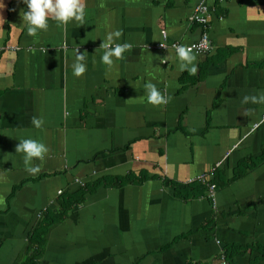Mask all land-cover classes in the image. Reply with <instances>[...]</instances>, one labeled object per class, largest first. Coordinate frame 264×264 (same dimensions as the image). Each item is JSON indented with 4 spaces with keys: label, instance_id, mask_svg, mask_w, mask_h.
Returning <instances> with one entry per match:
<instances>
[{
    "label": "crops",
    "instance_id": "1",
    "mask_svg": "<svg viewBox=\"0 0 264 264\" xmlns=\"http://www.w3.org/2000/svg\"><path fill=\"white\" fill-rule=\"evenodd\" d=\"M202 1L213 50L194 54L193 74L170 46L199 39L188 19ZM82 2V22L50 19L35 34L22 25V0L0 5V264L23 263L63 194L130 173L146 179L100 187L52 226L39 264H212L231 245L248 249L229 264H264V162L236 177L264 150V103H242L264 93V0ZM117 29L131 47L109 68L99 47ZM149 80L168 103L147 101ZM27 137L48 148L31 162L36 174L16 152ZM204 173L214 198H181L174 184Z\"/></svg>",
    "mask_w": 264,
    "mask_h": 264
},
{
    "label": "clouds",
    "instance_id": "2",
    "mask_svg": "<svg viewBox=\"0 0 264 264\" xmlns=\"http://www.w3.org/2000/svg\"><path fill=\"white\" fill-rule=\"evenodd\" d=\"M22 2L27 6L25 10H22V25L27 27L29 34H35L40 30L46 29L50 19L60 24H67L71 20L82 22L85 15V5L82 0H22ZM0 5H3L2 0H0ZM256 8L259 7L257 6ZM121 35L122 30L120 29L107 33L99 47L104 49L100 61L109 68H112L115 64L114 58H121L125 51L131 47L128 42H118V38ZM174 47L175 57L179 60V69L188 70L193 74L196 73L198 69L197 65L193 63L196 57L192 47L183 44L175 45ZM85 53H79L78 49L76 50L75 60L71 65L72 72L76 76H80L86 71ZM172 55L169 53L163 57L162 62H168ZM143 87L147 101L152 105L168 103L170 98L165 96L152 81H146ZM249 102L253 104L264 103V93L245 95L242 103ZM32 123L36 127H40L43 121L40 118L33 117ZM47 151L48 148L43 142L31 137L19 139V143L16 146V152L23 154L25 163L30 165L27 170L33 174L40 171L39 166H31L33 158H43Z\"/></svg>",
    "mask_w": 264,
    "mask_h": 264
},
{
    "label": "trees",
    "instance_id": "3",
    "mask_svg": "<svg viewBox=\"0 0 264 264\" xmlns=\"http://www.w3.org/2000/svg\"><path fill=\"white\" fill-rule=\"evenodd\" d=\"M263 162H264V150L259 157H256L254 159H247L241 162L236 177L243 176L247 172V170L257 167L259 164ZM145 179L146 177H143L142 174L137 176L134 173H130L126 176L103 177L91 182H87L84 186H82L73 193L63 194L61 209H59L58 211L47 210L44 213V216L41 219L38 227L30 235L29 255L26 257V259L23 261L22 264H39V260L41 259L44 253L45 244H46V235L49 229L52 226L60 223L63 220V218L66 216V214H68V212L73 207L82 204L85 201L87 194H93L96 192V190H98V188L103 186L122 187L129 184L141 183ZM213 181L214 180H211V182ZM174 187L176 192L178 191L179 196L183 199L198 198L205 195L206 193V187L198 183H193L183 186L174 184ZM247 249L246 247L231 245L225 247L223 252H224V256L227 259L228 258L230 259L233 256L244 254L247 251ZM257 249H260V247L258 246Z\"/></svg>",
    "mask_w": 264,
    "mask_h": 264
},
{
    "label": "built area",
    "instance_id": "4",
    "mask_svg": "<svg viewBox=\"0 0 264 264\" xmlns=\"http://www.w3.org/2000/svg\"><path fill=\"white\" fill-rule=\"evenodd\" d=\"M210 21H211V16H210V10L209 7L207 6L206 1H202L201 3L197 4L191 16L188 19V22L190 25H196L200 27L201 29V34L199 39L186 46H191L193 53L195 55H201L205 56L208 55L212 52L213 50V45L211 43L210 37H209V29H210ZM163 39L166 38V33L163 31L162 33ZM175 45H180V43H173L170 48H172L175 52ZM160 49H166L167 45L164 43L158 44L157 45ZM220 165V163L217 164L216 168ZM193 183H198L200 185H203L206 187V195L208 196L209 199H213L215 196V190L217 186L211 182L209 179V176L204 173L201 174L193 179L188 180L185 185L188 184H193ZM212 264H229V261L227 258L224 256V252H221V256L218 260L213 262Z\"/></svg>",
    "mask_w": 264,
    "mask_h": 264
}]
</instances>
